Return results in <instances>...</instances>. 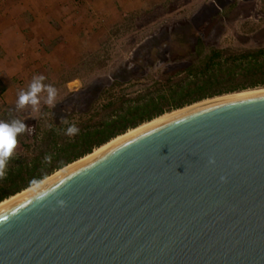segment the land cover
I'll list each match as a JSON object with an SVG mask.
<instances>
[{
    "label": "water",
    "instance_id": "water-1",
    "mask_svg": "<svg viewBox=\"0 0 264 264\" xmlns=\"http://www.w3.org/2000/svg\"><path fill=\"white\" fill-rule=\"evenodd\" d=\"M0 264H264V96L167 121L4 205Z\"/></svg>",
    "mask_w": 264,
    "mask_h": 264
},
{
    "label": "rangeland",
    "instance_id": "rangeland-1",
    "mask_svg": "<svg viewBox=\"0 0 264 264\" xmlns=\"http://www.w3.org/2000/svg\"><path fill=\"white\" fill-rule=\"evenodd\" d=\"M125 1L113 22L98 28V36L63 50L54 65L48 62L47 73L37 74L58 90L53 106L42 98L36 111L31 106L17 109L19 92L7 98L15 101L13 110L0 104V120L19 119L31 127L17 137L6 174L37 158L40 169L60 163L62 156L47 143V131L57 130L56 147L76 137L64 134L62 120L80 130L99 126L127 107L162 94L211 50L233 54L264 49V0Z\"/></svg>",
    "mask_w": 264,
    "mask_h": 264
},
{
    "label": "trees",
    "instance_id": "trees-1",
    "mask_svg": "<svg viewBox=\"0 0 264 264\" xmlns=\"http://www.w3.org/2000/svg\"><path fill=\"white\" fill-rule=\"evenodd\" d=\"M184 72L185 77L176 80L162 94L127 107L123 114L99 126H85L72 142L62 147H56L57 130L47 131L48 145L52 144L56 156H62L63 160L40 169L37 158L33 164L10 168L2 179L0 203L91 154L93 149L165 113L224 94L264 87V49L233 54L214 49L201 64L190 66Z\"/></svg>",
    "mask_w": 264,
    "mask_h": 264
},
{
    "label": "crops",
    "instance_id": "crops-1",
    "mask_svg": "<svg viewBox=\"0 0 264 264\" xmlns=\"http://www.w3.org/2000/svg\"><path fill=\"white\" fill-rule=\"evenodd\" d=\"M123 2L0 0V104L13 110L10 95L27 89L37 74L47 73V65H54L63 50L98 36V28L113 22Z\"/></svg>",
    "mask_w": 264,
    "mask_h": 264
},
{
    "label": "clouds",
    "instance_id": "clouds-1",
    "mask_svg": "<svg viewBox=\"0 0 264 264\" xmlns=\"http://www.w3.org/2000/svg\"><path fill=\"white\" fill-rule=\"evenodd\" d=\"M44 80L45 77L43 75H36L32 78L27 91L22 90L18 94L17 109L31 106L33 111H36L42 98L43 102L49 107L55 104L58 90L50 84L43 83ZM44 93H46V97H42ZM62 123L67 125L64 129L66 136L71 138L79 133L80 129L75 123H71L67 119L62 120ZM30 128L24 121L19 119L0 120V178L6 175L9 160L17 147V137L26 130H30ZM44 159L49 161L51 157L46 155ZM60 203L63 202L61 201Z\"/></svg>",
    "mask_w": 264,
    "mask_h": 264
},
{
    "label": "bare ground",
    "instance_id": "bare-ground-1",
    "mask_svg": "<svg viewBox=\"0 0 264 264\" xmlns=\"http://www.w3.org/2000/svg\"><path fill=\"white\" fill-rule=\"evenodd\" d=\"M258 96H264V87L255 88V89H248V90H245V91H242L239 93H232V94H227V95L224 94V95L219 96V97H214L211 99H206V100L200 101L198 103H194L190 106L183 107L182 109H178V110L172 111L170 113H165L162 116L157 117L150 122L141 124L137 128L131 129V130L127 131L125 134L120 135V136L112 139L111 141L102 145L101 147L94 149L91 154H89V155L83 157L82 159L64 167L61 170L56 171L55 173H53L52 175H50L46 179L42 180L41 182L37 183L34 186L22 191L21 193H18L16 195L4 200L3 202L0 203V208L6 204L12 202L13 200L21 197L22 195L28 193L29 191L37 188L38 186L46 183L47 181L55 178L56 176L64 173L65 171L85 162L86 160H88L90 158H93L97 155H100L104 152L109 151L110 149H112L113 147H115L119 143L123 142L124 140H126L130 137H133L139 133H142L148 129H151V128L156 127L160 124H163L167 121L173 120L175 118L181 117L183 115L192 113V112L200 110V109H204L207 107H211V106H215V105H219V104H223V103H227V102H231V101H235V100L251 98V97H258Z\"/></svg>",
    "mask_w": 264,
    "mask_h": 264
}]
</instances>
